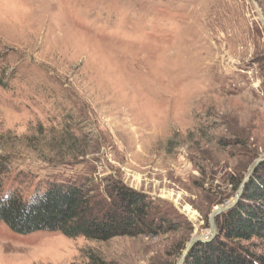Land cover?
Returning <instances> with one entry per match:
<instances>
[{
    "label": "rangeland",
    "instance_id": "rangeland-1",
    "mask_svg": "<svg viewBox=\"0 0 264 264\" xmlns=\"http://www.w3.org/2000/svg\"><path fill=\"white\" fill-rule=\"evenodd\" d=\"M263 156L264 0H0L4 191L116 180L162 220L107 242L0 223V264H177Z\"/></svg>",
    "mask_w": 264,
    "mask_h": 264
},
{
    "label": "trees",
    "instance_id": "trees-1",
    "mask_svg": "<svg viewBox=\"0 0 264 264\" xmlns=\"http://www.w3.org/2000/svg\"><path fill=\"white\" fill-rule=\"evenodd\" d=\"M6 165L0 158V223L13 233L58 232L67 238L107 242L117 237L154 236L162 220L154 216L152 201L142 193L109 183L106 198L93 195L89 180L51 183L24 197L3 188ZM218 234L189 251L184 264H264L240 242L264 240V162L244 186L238 203L218 217Z\"/></svg>",
    "mask_w": 264,
    "mask_h": 264
},
{
    "label": "water",
    "instance_id": "water-1",
    "mask_svg": "<svg viewBox=\"0 0 264 264\" xmlns=\"http://www.w3.org/2000/svg\"><path fill=\"white\" fill-rule=\"evenodd\" d=\"M263 161H264V156L260 160H258L255 164H253L251 170L249 171L247 176L241 182L239 189H238V191H237V193L233 199L225 202L223 205H219L218 206L219 208H217V210L212 211L211 216H210V232L205 237L200 236V237L192 238L190 240V242L188 243V245L186 246L182 257L180 258V260L177 264H184L186 256L188 255L189 251L192 249V247L195 244L205 243V242H208L214 238V236L217 234L216 218L219 215H221V214L227 212L228 210H230L231 208H233L238 203V201L241 198V195L243 193L244 186L246 185V183L248 182V180L250 179V177L254 173L256 167Z\"/></svg>",
    "mask_w": 264,
    "mask_h": 264
},
{
    "label": "bare ground",
    "instance_id": "bare-ground-1",
    "mask_svg": "<svg viewBox=\"0 0 264 264\" xmlns=\"http://www.w3.org/2000/svg\"><path fill=\"white\" fill-rule=\"evenodd\" d=\"M218 208H219V207H218ZM214 209H215V208H214ZM215 210H217V208H216ZM209 232H210V230H209ZM209 232H208V233H209ZM208 233H207V234H208ZM202 236H204V235H202Z\"/></svg>",
    "mask_w": 264,
    "mask_h": 264
}]
</instances>
